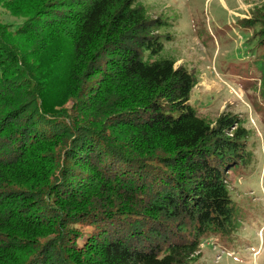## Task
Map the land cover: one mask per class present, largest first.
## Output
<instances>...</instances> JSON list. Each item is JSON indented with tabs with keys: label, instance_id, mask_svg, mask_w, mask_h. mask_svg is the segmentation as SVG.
I'll return each mask as SVG.
<instances>
[{
	"label": "trees",
	"instance_id": "obj_1",
	"mask_svg": "<svg viewBox=\"0 0 264 264\" xmlns=\"http://www.w3.org/2000/svg\"><path fill=\"white\" fill-rule=\"evenodd\" d=\"M0 8V264H189L235 230L225 172L248 133L196 115L193 73L153 59L158 17L139 0ZM49 57L65 64L51 82Z\"/></svg>",
	"mask_w": 264,
	"mask_h": 264
},
{
	"label": "rangeland",
	"instance_id": "obj_2",
	"mask_svg": "<svg viewBox=\"0 0 264 264\" xmlns=\"http://www.w3.org/2000/svg\"><path fill=\"white\" fill-rule=\"evenodd\" d=\"M263 1L139 0L161 20L162 50L153 59L173 58L175 66H185L196 78L189 94L196 115L215 121L230 113L248 133L244 142L250 159L225 172L235 230L201 239L199 257L189 264H264V57H259L257 14ZM8 19L0 8V20ZM58 58L44 60L53 70L48 82L63 75L65 64ZM48 94L46 101L54 103L53 91Z\"/></svg>",
	"mask_w": 264,
	"mask_h": 264
}]
</instances>
